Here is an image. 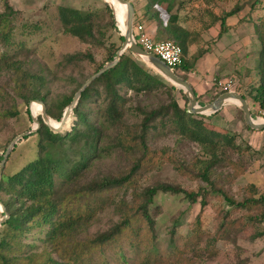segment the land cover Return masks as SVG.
<instances>
[{
	"label": "rangeland",
	"instance_id": "obj_1",
	"mask_svg": "<svg viewBox=\"0 0 264 264\" xmlns=\"http://www.w3.org/2000/svg\"><path fill=\"white\" fill-rule=\"evenodd\" d=\"M130 1L144 13L145 0ZM252 1L188 0L185 11L195 12L207 4L211 7L221 6L222 9H232L236 4H240L243 7L250 6L251 14L260 15L263 11L261 6L253 9ZM7 2L13 11L6 17L9 23L4 32L7 34L6 40L2 39L0 33V164L14 137L35 125L31 112L37 116L38 107L42 106L35 102V99L27 101L24 95L31 94L32 89L36 87L38 93L47 97V106H52L64 95L73 93L77 83L93 74L98 63L103 62L109 53L104 44L94 40L84 42L65 33L60 27L58 8L67 6L95 12L96 21L101 25L100 30L105 33H109L114 19L118 27V30L114 31V38L118 34L122 35L115 11L119 18L126 12V7L115 0H111L112 3L107 0H0V13L8 11ZM107 2L109 8L106 6ZM163 7L161 9L165 14ZM99 25L96 26L95 32L101 38ZM255 49L257 52L252 57L256 64L254 70L259 72L260 59L258 48ZM77 52H92L95 62L86 58L70 62L66 60L67 55ZM132 56L148 71L161 75L141 57L134 54ZM29 75L42 79L36 80L37 84L30 87ZM161 76L165 84L151 91L136 92L125 87L120 89L123 96L121 107L124 123H105L106 131L102 143L104 146L101 147L100 157L82 173L76 184L71 185H81L105 175H132L130 182L122 187L112 188L97 197H86L85 200L90 203L96 199L102 204L98 206L83 231V237L107 230L118 222L128 203H134L137 207L136 205L143 201L141 196L146 187L169 183L187 191L206 192H203L197 201L189 200L184 193L158 192L155 195L150 214L155 220L156 242L160 252L165 255L164 264H264V235L254 237L256 232L264 230V219L261 218L264 205L249 204L250 206L242 208L232 205L229 201H243L248 197L264 195V130L246 128L242 110L238 111L229 123L224 121L225 126L218 123L208 126L209 129L229 133L234 137L221 154L219 163L209 170L210 184L197 175L198 170L203 167L202 161L209 159L210 155L198 143L173 134L168 123L165 126L164 115H160L154 122L158 127L151 130L146 137V154L141 145L127 141L125 135V144H120V129L124 134L127 133L124 129L140 132L144 116L142 110L165 105L172 96L176 97L182 106H188L180 88L175 85L176 89L172 90L171 86L174 84ZM250 77L251 75L238 71L222 80L233 79L234 88L244 94L251 89ZM258 79L262 83L261 75ZM100 86L102 102L105 91L101 84ZM218 90H222L219 85ZM249 100L251 101V98ZM88 104L94 108L93 119L97 120L104 110L99 108L98 102ZM260 109L264 110L258 104L252 105L256 118L260 115ZM7 111L17 113L10 116ZM71 116L76 117L74 112ZM40 117L41 111L38 115V118ZM38 138L34 132L15 145L7 157L3 174H13L37 157ZM0 196L4 199L8 197L4 192H0ZM203 197L207 202L205 207L201 205ZM3 216L0 205V219ZM199 216L200 221L197 223ZM134 252L135 249L130 248L127 254L133 256ZM108 254L113 262L120 261L119 255L114 251H109ZM129 261H132V258H129Z\"/></svg>",
	"mask_w": 264,
	"mask_h": 264
},
{
	"label": "trees",
	"instance_id": "obj_2",
	"mask_svg": "<svg viewBox=\"0 0 264 264\" xmlns=\"http://www.w3.org/2000/svg\"><path fill=\"white\" fill-rule=\"evenodd\" d=\"M187 1L145 0L144 5V14L150 19L158 18L160 22L163 11L159 8L164 6L165 14L163 15L167 17V23L162 28L163 33L165 39L174 40L183 48V61L175 67V71L185 79H188V73L194 70L200 56L199 52L192 58H186L188 47L194 40L191 31L181 23L180 12ZM263 2L264 0H253L251 5L253 9L261 6L260 8L264 11ZM106 6L110 7L108 2ZM242 7L243 5L236 4L230 11L223 12L220 34L225 30L226 17L237 14ZM6 8L8 11L0 13V33L3 40H6L7 34L5 35L4 32L9 24L7 14L13 11L8 2ZM58 11L60 27L65 33L76 36L84 42L94 40L108 47L109 53L103 62L98 63L96 71L115 58L124 36L118 34L114 38V31L118 30L114 19H112L109 33H105L100 30L101 25L97 23L96 14L93 11H81L67 6H60ZM98 25L101 38L95 32ZM255 28L261 43L260 70L256 72L255 78L250 83L252 85L250 91L245 92L244 95L246 98H251L254 105L258 104L264 108V14L256 18ZM132 55L131 51L122 54L114 67L86 87L74 108L75 119L70 116L65 127L68 129L73 122L70 129L54 132L40 117L41 126L35 132L39 136L37 157L13 174H2L0 192H4L8 197L4 199L0 196V200L5 205L9 216L0 226V264H164L165 255L160 252L156 242L155 220L150 214L155 195L158 192L184 193L189 200L197 201L206 190L187 191L169 183H157L146 187L141 196L143 201L136 205L137 207L134 203H132L134 206L128 203L118 222L107 230L83 237V231L86 230L98 206L102 204L96 199L90 203L85 200L86 197L88 195L97 197L112 188L122 187L130 182L132 175L131 173L122 177L105 175L71 187L78 182L82 173L90 167L92 162L100 157L101 147L104 146L102 143L106 131L105 123H124L121 107L123 96L120 89L125 87L136 92L151 91L165 84L161 75L148 71ZM84 58L95 62L92 52L70 54L67 55L66 60L70 62ZM259 75H261L262 83L258 79ZM28 78L30 87L37 84L36 80L42 79L35 75H29ZM85 80L77 83L73 93L64 95L52 106H47L48 114L53 118L61 119L65 108L70 105L76 91ZM100 84L105 91L102 102H100L103 96ZM35 88L32 89L31 94L24 95L26 100L40 99L47 105V97L38 93ZM171 89L175 90L176 86L172 85ZM180 91L188 103L187 95L182 89ZM226 91L221 90L220 93ZM88 102H98L99 108L104 110L97 120L93 119L94 108H91ZM201 104L205 103L201 102ZM41 109L42 106L38 107L37 116ZM16 113L7 111L10 116ZM28 113L30 114V110ZM142 113L144 116L140 124V132L124 129L127 131L124 134L120 129L118 133L120 144H125L123 142V135H125L127 141H134L137 146L141 145L146 154L148 152L146 137L151 130L158 127V124L154 122L160 115H164L165 126L168 123L173 134L198 143L210 155L209 159L202 161L203 167L197 172L203 181L210 184L209 170L219 163L221 154L234 138L229 133L208 128L214 124L212 123L214 114L190 113L187 105L182 106L174 96L167 104L151 110H142ZM51 123L56 126L60 121L51 119ZM245 127L252 129L246 122ZM204 197L201 199L203 207L207 204ZM229 201L232 205L242 208L250 206L249 204L264 205V195L248 197L243 201L230 199ZM261 218L264 219V212ZM199 221L200 216L197 218V223ZM263 235L264 230L256 232L254 237ZM130 248L136 251L133 256L127 254ZM109 251L117 253L120 261L113 262L108 254ZM129 258H132V261H129Z\"/></svg>",
	"mask_w": 264,
	"mask_h": 264
},
{
	"label": "crops",
	"instance_id": "obj_3",
	"mask_svg": "<svg viewBox=\"0 0 264 264\" xmlns=\"http://www.w3.org/2000/svg\"><path fill=\"white\" fill-rule=\"evenodd\" d=\"M207 5L190 13L186 12L184 7L180 12L181 23L191 31L192 39H194L188 47L186 58H192L200 52L195 68L188 73L187 79L194 87L200 103H209L215 100L221 94V91L218 90L220 81H224L222 79L231 74L239 71L251 75L250 80L255 78L253 74L256 73L254 70L256 64L252 57L257 52L256 47L259 54L261 43L257 38L254 19L264 14L262 10H260L262 11L260 15L258 13L251 14L250 6L242 7L237 14L226 17L225 30L220 34L222 14L225 10L228 12L231 9ZM134 6L136 9L134 21L142 24L147 34L155 40H163L165 36L162 28L167 23V17L161 14V22L158 18L150 19L135 3ZM237 91L241 92V90ZM247 101L252 110L249 98ZM238 111H241V108L236 102L230 101L220 110L212 113L214 114L212 123L225 126L226 124L224 125L223 122L229 123L238 114Z\"/></svg>",
	"mask_w": 264,
	"mask_h": 264
},
{
	"label": "water",
	"instance_id": "obj_4",
	"mask_svg": "<svg viewBox=\"0 0 264 264\" xmlns=\"http://www.w3.org/2000/svg\"><path fill=\"white\" fill-rule=\"evenodd\" d=\"M110 2L109 0H107ZM116 2L126 6V19L125 24L126 28L125 31H122V35L124 36V40L118 49L115 58L106 63L103 67H101L98 71L93 73L91 76H89L85 82L80 86V88L76 91L70 105L65 109L63 116L60 120L59 125H53L51 123V117L49 116L47 112V105L44 101L40 99H35L34 101L42 105L41 110V116L43 122L49 126V128L54 132H64L65 130H68L71 128V126L68 129H65L67 122L69 120V117L73 114L74 108L82 94V92L86 89L87 86H89L96 78L101 76L103 73L114 67L120 60V57L122 54L126 53L127 51H131L134 55L141 57L145 61H147L149 64H151L161 75H163L167 80L172 82L174 85L178 86L180 89L184 91V93L188 97V112L193 114H206L210 115L212 113L217 112L220 110L225 104L230 102L231 100H235L234 102L237 103V105L241 108V110L244 113V119L246 124L255 130H263L264 129V120H261L259 118H256L249 106V103L247 101V98L245 95L237 90H229L226 92L221 93L215 100L201 104L198 100V96L196 94V91L192 84L185 78H183L181 75L176 73L175 70H173L168 64L163 61L159 56H157L155 53L148 52L145 49H143L135 40L133 35V24H134V18H135V6L130 0H115ZM115 10V8H114ZM115 17L117 19L116 11H115ZM118 21V19H117ZM32 120L34 122V126L28 130L25 131L17 136L14 137V139L10 142L9 146L7 147L4 157L0 164V180L2 178L3 169L7 160V157L11 150L15 147V145L26 136L36 132L40 126L41 122L38 118V116H34L31 112ZM75 119V118H74ZM73 119V121H74ZM1 209L4 212V216L2 219H0V226L3 224V222L8 218L9 214L7 213V209L3 202L0 200Z\"/></svg>",
	"mask_w": 264,
	"mask_h": 264
},
{
	"label": "built area",
	"instance_id": "obj_5",
	"mask_svg": "<svg viewBox=\"0 0 264 264\" xmlns=\"http://www.w3.org/2000/svg\"><path fill=\"white\" fill-rule=\"evenodd\" d=\"M133 35L136 42L146 51L155 53L163 61H165L168 66L173 70L175 67L180 65L183 61L184 52L183 48L174 40L163 39L155 40L147 34L145 28L142 24L134 21L133 24ZM222 90H236L234 88L235 82L233 79H226L220 81L219 83ZM257 118L264 120V110L260 109V115Z\"/></svg>",
	"mask_w": 264,
	"mask_h": 264
},
{
	"label": "bare ground",
	"instance_id": "obj_6",
	"mask_svg": "<svg viewBox=\"0 0 264 264\" xmlns=\"http://www.w3.org/2000/svg\"><path fill=\"white\" fill-rule=\"evenodd\" d=\"M111 2V0H109ZM112 3V2H111ZM113 5V4H112ZM114 7V5H113ZM126 7V6H125ZM115 8V7H114ZM118 19V22H119V25H120V28L122 31H125V28H126V24H125V19H126V12H125V15L121 18L117 17ZM231 101H235V100H231ZM34 116H36L35 114H33Z\"/></svg>",
	"mask_w": 264,
	"mask_h": 264
}]
</instances>
